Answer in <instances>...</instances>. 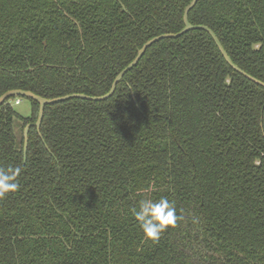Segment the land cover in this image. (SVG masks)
I'll use <instances>...</instances> for the list:
<instances>
[{"label": "trees", "instance_id": "trees-1", "mask_svg": "<svg viewBox=\"0 0 264 264\" xmlns=\"http://www.w3.org/2000/svg\"><path fill=\"white\" fill-rule=\"evenodd\" d=\"M191 1L0 0V96L104 95ZM189 20L264 81V0H198ZM19 98L0 107V166L21 169L0 264H264V87L209 32L154 43L110 98L47 105L40 129ZM162 196L183 219L145 241L132 209Z\"/></svg>", "mask_w": 264, "mask_h": 264}, {"label": "water", "instance_id": "water-1", "mask_svg": "<svg viewBox=\"0 0 264 264\" xmlns=\"http://www.w3.org/2000/svg\"><path fill=\"white\" fill-rule=\"evenodd\" d=\"M197 2H198V0H192L190 2V4L187 5V7L185 8V12H184L185 27L180 32H177V33H163V34H160V35L148 40L138 50V53H137L136 57L134 58V60L130 64H128L123 70H121L118 73V75L116 76V78L114 79V81L112 83V86H111L110 90L106 94L100 95V96H92V95H88V94H85V93H71V94H67V95H64V96H60V97L46 98V97H43L41 95H38V94L34 93L31 90L13 89V90H9V91L5 92L4 94H2L0 96V107L8 99H10L12 97H22V98L32 99V100L36 101L37 103H39L40 109H39L38 119H37L35 125L37 126L38 129H40L42 121H43V118H44L45 107L47 105L60 103V102L67 101V100H70V99H73V98H80V99L93 100V101H104V100L110 98L115 93V91L117 89V85L124 79V76L126 75V73H128L135 66H137V64L140 62V60L142 59V57L144 56L146 51L154 43H156V42H158V41H160L162 39L179 38L180 36H182L183 34L187 33L188 31L195 30V29H202V30H205V31L209 32L210 35L212 36L213 40L215 41L216 45L218 46L219 50L221 51L222 55L226 59V61L236 71L240 72L241 74L245 75L247 78L253 80L257 84H259V85L264 87V81H261L260 79L252 76L251 74H249L248 72L243 70L240 66H238L232 60V58L230 57V55L228 54V52L226 51V49L222 45L219 37L217 36V34L215 33V31L212 28H210L207 25H202V24L194 25V24H192L190 22L189 13L195 7ZM133 98L135 99V94H133ZM31 126H32V123H29V124L26 125V127L24 129V136H25L24 158H25V161L27 160V153H28V146H29V130H30Z\"/></svg>", "mask_w": 264, "mask_h": 264}, {"label": "clouds", "instance_id": "clouds-1", "mask_svg": "<svg viewBox=\"0 0 264 264\" xmlns=\"http://www.w3.org/2000/svg\"><path fill=\"white\" fill-rule=\"evenodd\" d=\"M21 169L14 166H0V200L20 189ZM132 216L145 241L158 242L169 228H175L183 217L177 214L175 203L167 197L143 198L132 209Z\"/></svg>", "mask_w": 264, "mask_h": 264}, {"label": "rangeland", "instance_id": "rangeland-1", "mask_svg": "<svg viewBox=\"0 0 264 264\" xmlns=\"http://www.w3.org/2000/svg\"><path fill=\"white\" fill-rule=\"evenodd\" d=\"M20 102L12 101L14 108L24 117H28L32 112V104L28 99L19 98ZM18 133H21V127L17 128Z\"/></svg>", "mask_w": 264, "mask_h": 264}, {"label": "built area", "instance_id": "built-area-1", "mask_svg": "<svg viewBox=\"0 0 264 264\" xmlns=\"http://www.w3.org/2000/svg\"><path fill=\"white\" fill-rule=\"evenodd\" d=\"M16 103H18V102H20V99H16V101H15Z\"/></svg>", "mask_w": 264, "mask_h": 264}]
</instances>
